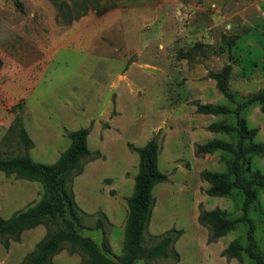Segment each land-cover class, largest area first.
Masks as SVG:
<instances>
[{"label":"rangeland","instance_id":"obj_1","mask_svg":"<svg viewBox=\"0 0 264 264\" xmlns=\"http://www.w3.org/2000/svg\"><path fill=\"white\" fill-rule=\"evenodd\" d=\"M231 65L234 103L218 90L210 73ZM264 90V0H0V158L29 153L52 165L70 146L69 133L88 128L92 156L69 180L84 213L78 232L111 255L122 256L127 200L139 171L129 148L159 144L158 168L166 182L153 190L155 204L144 243L181 232L174 243L179 260L134 264H255L246 254L228 258L233 242L248 244L247 224L213 238L199 221L202 210L242 216L244 197H211L205 171L225 172L224 155L197 154L211 140L230 139L208 131L216 122L236 124L231 115H207L199 104H237ZM18 117L31 140H21ZM256 142L264 143V113L258 104L241 113ZM252 167L264 174V157ZM39 182L0 172V217L8 219L40 201ZM250 217L264 257V190ZM102 227L97 228L98 219ZM49 228L40 225L19 240L0 236V264H27ZM53 264H87L79 250L63 247Z\"/></svg>","mask_w":264,"mask_h":264},{"label":"trees","instance_id":"obj_2","mask_svg":"<svg viewBox=\"0 0 264 264\" xmlns=\"http://www.w3.org/2000/svg\"><path fill=\"white\" fill-rule=\"evenodd\" d=\"M231 65L225 66L220 72L210 73L216 80L219 92L234 103V94L229 89ZM258 104L264 113V90L250 95L245 102L237 104L235 109L225 105L199 104L197 111L207 115H231L237 117L236 124L227 122L212 123L208 131L223 134L230 140H211L197 147V154L224 155L225 172L205 171L202 178L209 184L206 193L211 197H228L237 191L244 197L242 216L231 218L221 209L202 210L199 221L210 226L213 238L223 237L236 229L239 223L247 224L248 244L243 247L233 241L224 251L228 258L241 260L246 254L255 264H264V257L258 248L255 238L256 225L250 217L252 207L259 190H264V174L252 167L255 156L264 157V143L255 141L257 128H249L241 113L245 108ZM21 140L28 149L31 140L24 128L23 120L18 117ZM90 129L84 128L69 133L70 146L52 165L32 160L28 152L22 156L0 158V172L16 175L42 185L43 196L39 202L13 214L10 218L0 217V236L3 244L9 246V238L19 240L20 235L40 225H46L49 231L45 239L38 244L34 253L28 258L27 264H53L52 258L63 247L70 251L79 250L87 257V264H134L139 260H179L174 251V243L181 235L172 229L159 237L153 246H146L144 236L151 219L155 204L152 190L160 183L168 180L167 175L158 168L159 144L156 139L150 140L144 147L129 148L139 156V171L135 177L132 196L127 200L128 217L125 224L122 256L111 255L107 239L101 248L92 238L78 232L82 226L84 213L77 206L74 194L69 185L70 177L78 171L79 163L92 156L87 145ZM99 218L96 227H102Z\"/></svg>","mask_w":264,"mask_h":264}]
</instances>
